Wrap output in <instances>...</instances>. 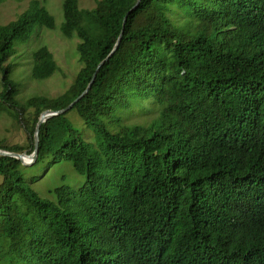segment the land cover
<instances>
[{
    "label": "trees",
    "instance_id": "obj_1",
    "mask_svg": "<svg viewBox=\"0 0 264 264\" xmlns=\"http://www.w3.org/2000/svg\"><path fill=\"white\" fill-rule=\"evenodd\" d=\"M6 0H0V4ZM99 0L62 5L79 71L64 93L20 100L8 64L17 42L54 28L38 0L0 25V115L31 154L84 179L41 198L20 161L0 156V264H264V0ZM116 51L96 71L113 50ZM58 70L32 55L30 78ZM139 110L142 124H126ZM73 112L91 139L67 121Z\"/></svg>",
    "mask_w": 264,
    "mask_h": 264
},
{
    "label": "rangeland",
    "instance_id": "obj_2",
    "mask_svg": "<svg viewBox=\"0 0 264 264\" xmlns=\"http://www.w3.org/2000/svg\"><path fill=\"white\" fill-rule=\"evenodd\" d=\"M31 0H6L0 4V25L16 22L28 9ZM54 18V28H36L32 36L23 42L14 45V53L10 56L8 64L12 65V77L18 82L20 88L19 98L25 101L31 96L41 95L54 98L61 95L72 83L81 65L77 46L79 38L76 34L65 37L61 32L63 24L62 5L64 0H38ZM79 9L84 13L92 11L99 0H77ZM41 47H47L52 53L58 70L46 80H33L30 78L32 55ZM1 78V75H0ZM67 121L80 134L91 139L90 131L73 113H68ZM126 124H142L144 118L139 110L128 116ZM0 142L3 146H27L25 131L16 121L6 115H0ZM23 179L43 199H54L51 191L54 188L68 186L73 189L80 187L84 179L76 174L69 162H51L46 159L34 166H24ZM1 181V177H0Z\"/></svg>",
    "mask_w": 264,
    "mask_h": 264
},
{
    "label": "water",
    "instance_id": "obj_3",
    "mask_svg": "<svg viewBox=\"0 0 264 264\" xmlns=\"http://www.w3.org/2000/svg\"><path fill=\"white\" fill-rule=\"evenodd\" d=\"M141 0H136L135 5L132 7V9L126 14V16L124 17L123 20V24L126 21V17L127 15L132 11L135 10L137 8V6L139 5ZM121 39V35L119 36L117 43L115 44L113 50L110 52V54L98 65L96 71H98V69L104 64L105 61H107L111 55L116 51L119 42ZM95 77V73L92 76V80L91 82L88 84L87 88L83 91V93L76 98L72 103H70L66 108L61 109V110H46L44 112H42L39 116L38 122L35 126V132H34V150L31 154H28L26 151L22 152V153H15V152H11V151H7L5 149H0V156H7V157H11V158H15L17 160L20 161L22 166H31L34 164V162L37 159L38 156V145H39V128L40 126L45 123L47 120H49L52 117L55 116H59L62 115L64 113H66L67 111H69L72 106L77 103L85 94H87L88 90L90 89L91 83L93 82V79Z\"/></svg>",
    "mask_w": 264,
    "mask_h": 264
}]
</instances>
